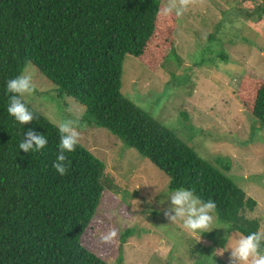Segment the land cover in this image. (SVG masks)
I'll list each match as a JSON object with an SVG mask.
<instances>
[{"label":"trees","instance_id":"1","mask_svg":"<svg viewBox=\"0 0 264 264\" xmlns=\"http://www.w3.org/2000/svg\"><path fill=\"white\" fill-rule=\"evenodd\" d=\"M161 6L159 0H0V264H108L99 248L82 244L105 194L104 164L77 144L65 153L70 166L61 176L52 167L58 128L22 97L35 119L21 125L7 112L6 82L27 63L57 99L85 109L82 122L108 130L161 171L168 191L183 188L214 201V215L229 232L259 231V221L244 214L257 203L224 174L229 165L201 159L120 92L125 56L141 60L158 40L172 46L177 16L161 15ZM250 14L262 23L264 2ZM231 95L264 129V79L244 74ZM29 129L47 139L40 151L19 149ZM132 232H123L121 242Z\"/></svg>","mask_w":264,"mask_h":264},{"label":"rangeland","instance_id":"2","mask_svg":"<svg viewBox=\"0 0 264 264\" xmlns=\"http://www.w3.org/2000/svg\"><path fill=\"white\" fill-rule=\"evenodd\" d=\"M159 1L161 7L167 2ZM263 2L196 0L177 16L172 46L158 40L141 60L125 56L120 88L201 159L217 168L229 165L224 174L257 203L244 214L259 221V231H264V129L231 94L244 74L264 79V20L258 23L250 14ZM25 72L35 91L22 99L35 111L56 127L78 112L82 118L85 109L69 98L57 99L54 87L31 64ZM81 118L78 144L105 167V194L83 245L99 248L108 264H118L119 257L120 264H229L239 233L227 231L215 215L206 232L189 233L169 223L167 177L108 130ZM113 228V241L102 242ZM127 229L133 232L121 242Z\"/></svg>","mask_w":264,"mask_h":264},{"label":"clouds","instance_id":"3","mask_svg":"<svg viewBox=\"0 0 264 264\" xmlns=\"http://www.w3.org/2000/svg\"><path fill=\"white\" fill-rule=\"evenodd\" d=\"M196 0H167L160 10L163 16H169L173 12L180 16L187 10L190 4ZM6 91L10 93L8 99L7 112L15 118L21 125L30 123L35 119V115L21 97L25 94H32L35 87L32 83L30 73H22L6 82ZM81 113L76 114L74 119H64L57 124L60 134L58 155L52 167L61 176L67 174L70 166L65 153L75 151L80 140ZM47 144V139L43 134H39L29 129L24 134V139L18 147L25 153L40 151ZM170 206L164 210V216L169 223H178L182 229L189 233L206 232L214 221L216 204L212 200L204 201L194 194L192 190L178 188L169 197ZM102 223V221H101ZM116 230L110 229L101 237L102 242L111 243L116 237ZM264 231L252 232L247 235L239 234L230 247L229 264H264Z\"/></svg>","mask_w":264,"mask_h":264}]
</instances>
